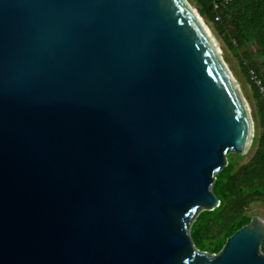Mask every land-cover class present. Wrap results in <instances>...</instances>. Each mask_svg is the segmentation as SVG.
I'll return each instance as SVG.
<instances>
[{"label":"water","instance_id":"obj_1","mask_svg":"<svg viewBox=\"0 0 264 264\" xmlns=\"http://www.w3.org/2000/svg\"><path fill=\"white\" fill-rule=\"evenodd\" d=\"M200 19L187 0H0V264H264L259 216L216 254L190 235L254 135Z\"/></svg>","mask_w":264,"mask_h":264},{"label":"trees","instance_id":"obj_2","mask_svg":"<svg viewBox=\"0 0 264 264\" xmlns=\"http://www.w3.org/2000/svg\"><path fill=\"white\" fill-rule=\"evenodd\" d=\"M194 1L201 17L213 24L231 51L239 54L241 72L257 101V131L249 148L251 154H228V164L215 175L212 187L219 207L202 212L191 225L195 246L216 254L250 221L247 210L251 204H264V93L249 81V71L253 70L264 87V0H233L228 5L224 0ZM261 250L264 252V241Z\"/></svg>","mask_w":264,"mask_h":264},{"label":"rangeland","instance_id":"obj_3","mask_svg":"<svg viewBox=\"0 0 264 264\" xmlns=\"http://www.w3.org/2000/svg\"><path fill=\"white\" fill-rule=\"evenodd\" d=\"M187 1L189 2L191 7L195 11H197L199 9V5L194 0H187ZM202 20L205 23V25L207 26V28L210 30V32L213 34L216 41L219 43V47H220L219 49L221 50L222 57L225 60L229 69L231 70V73L233 74V76L238 81V86L240 88V91L242 92V94H243V96H244V98L248 104L250 113H251V117L253 120V129H254L253 132L256 133V131H257V128H256L257 101L255 100V98L252 95V90H251L250 84L245 81V78L241 72V65H240L241 59L239 58V54L234 52V51H231V49L224 42V40L219 35V33L216 32L213 24H211L205 17H202ZM237 54H238V56H237ZM250 83H252V82L250 81ZM246 154H248V155L251 154L250 150H248V152ZM245 160H246V158L244 157L241 159V162H244ZM247 213L250 216H259L261 218H264V204L263 203L251 204L250 208L247 210Z\"/></svg>","mask_w":264,"mask_h":264},{"label":"built area","instance_id":"obj_4","mask_svg":"<svg viewBox=\"0 0 264 264\" xmlns=\"http://www.w3.org/2000/svg\"><path fill=\"white\" fill-rule=\"evenodd\" d=\"M233 0H224V4L225 5H228L232 2ZM218 8V4L216 3L215 4V9ZM217 20H219V17L216 18ZM249 74H250V77H249V80L254 82V84L258 87V91L259 93L263 94L264 93V87L261 83V80L260 78L254 73L253 70H250L249 71Z\"/></svg>","mask_w":264,"mask_h":264},{"label":"bare ground","instance_id":"obj_5","mask_svg":"<svg viewBox=\"0 0 264 264\" xmlns=\"http://www.w3.org/2000/svg\"><path fill=\"white\" fill-rule=\"evenodd\" d=\"M200 20H201V19H200ZM201 21H202V20H201ZM202 23H203L204 28L207 30V33L209 34V36H210L211 39L213 40V43L219 48L218 43H217L215 37L213 36V34H212V33L210 32V30L207 28V26L205 25V23H204V22H202Z\"/></svg>","mask_w":264,"mask_h":264}]
</instances>
